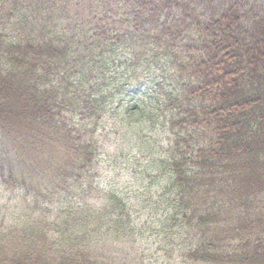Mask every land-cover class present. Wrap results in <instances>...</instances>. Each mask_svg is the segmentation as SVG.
Returning a JSON list of instances; mask_svg holds the SVG:
<instances>
[{"label": "trees", "instance_id": "trees-1", "mask_svg": "<svg viewBox=\"0 0 264 264\" xmlns=\"http://www.w3.org/2000/svg\"><path fill=\"white\" fill-rule=\"evenodd\" d=\"M140 106L194 128L98 193L94 128ZM1 189L0 264H110L156 231L179 264H264V0H0Z\"/></svg>", "mask_w": 264, "mask_h": 264}, {"label": "rangeland", "instance_id": "rangeland-1", "mask_svg": "<svg viewBox=\"0 0 264 264\" xmlns=\"http://www.w3.org/2000/svg\"><path fill=\"white\" fill-rule=\"evenodd\" d=\"M123 57V56H122ZM158 68L152 70L153 73L156 72ZM143 76V75H142ZM148 76V75H145ZM163 75L160 74L157 76V81H154V85L158 86L165 80L160 78ZM145 90L143 89L139 92V89H134L133 93L129 91L128 100H135L139 105L144 104L148 109L151 108L154 110L155 105L161 103V98L157 90L155 95L149 96L152 104H149L145 99H140V95L143 94ZM135 97L134 99L132 98ZM162 97V96H161ZM129 103V101H128ZM137 105L132 104L130 107H136ZM179 106V105H178ZM181 107V106H179ZM140 109L134 111L130 116H126V125L127 127L123 129H118L120 131L117 135H112L106 131H103L101 136L97 139V160L95 162V172L94 184L93 186L96 189V192H102L103 189L110 190L113 189L118 192H126L132 188L137 187L140 184V180L137 176L132 177L131 172L132 168H138L137 173L141 178L142 174L146 171L151 170V167L146 163L149 161V155L153 153V156L158 155V150L160 147L166 145L172 138L175 136L178 138H183L192 131L193 127H171L172 122H166L162 125L164 120V113L162 109H158L156 112H149L145 109L144 106H140ZM182 110V108L180 109ZM163 113V114H162ZM146 115V116H145ZM138 117H143L142 124L137 126ZM147 117V120H146ZM105 121L102 119L99 121L96 132L99 134L102 131L101 123ZM132 122V124H128ZM147 122V124H146ZM105 127L109 129L111 127L110 123L105 124ZM161 127V128H160ZM171 128V130H170ZM194 137V136H189ZM138 164V167L135 165ZM9 189H12L9 187ZM0 190V210L5 216L14 214L17 211L16 202L18 199V194L15 191H3ZM93 197V201L97 195ZM2 206V207H1ZM128 210L132 213L131 219H135L137 222L138 219L142 220L144 215L134 216L133 211L136 209H142L140 204L133 203L128 206ZM2 223H5V220H2ZM163 236L161 233H153V235H145L142 239L137 242V245H118L120 248H116L112 251L109 246H104L103 249H100L99 255L106 257L110 264H179L181 263V258L179 253L174 252V249H169L163 247L161 244L163 241ZM149 259H148V257Z\"/></svg>", "mask_w": 264, "mask_h": 264}]
</instances>
